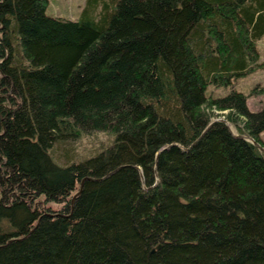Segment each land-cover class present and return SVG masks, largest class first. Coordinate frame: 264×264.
<instances>
[{"label":"trees","instance_id":"trees-1","mask_svg":"<svg viewBox=\"0 0 264 264\" xmlns=\"http://www.w3.org/2000/svg\"><path fill=\"white\" fill-rule=\"evenodd\" d=\"M49 1L0 0V264H264V153L205 129L264 147V0Z\"/></svg>","mask_w":264,"mask_h":264},{"label":"rangeland","instance_id":"rangeland-1","mask_svg":"<svg viewBox=\"0 0 264 264\" xmlns=\"http://www.w3.org/2000/svg\"><path fill=\"white\" fill-rule=\"evenodd\" d=\"M89 0H50L47 7V14L53 16H61L66 18H78L82 13V9L86 6ZM257 47L259 50L258 64L256 63L252 70L245 75L238 77L233 86L248 94V105L251 110H258L264 106V36L258 40ZM230 86H214L211 85L208 89L209 94L224 95L230 91ZM220 115H213L212 119L224 117L226 111H220ZM227 120V119H226ZM227 124L234 133H239L237 127L227 120ZM261 136L264 139V132ZM113 141V136L105 131H95L85 133L75 142H64L60 146L59 151L64 157L65 154L74 157L75 160L81 161L97 155L99 151L108 147ZM77 155V157L75 156ZM62 160V159H61ZM64 161V160H62ZM60 161V162H62ZM50 207L57 210L61 203L55 201H47Z\"/></svg>","mask_w":264,"mask_h":264},{"label":"water","instance_id":"water-1","mask_svg":"<svg viewBox=\"0 0 264 264\" xmlns=\"http://www.w3.org/2000/svg\"><path fill=\"white\" fill-rule=\"evenodd\" d=\"M215 120H223L224 122L227 123V120L226 119H222V118H217V119H212L209 123V125L205 128L206 130L208 129V127L215 121ZM233 132V131H232ZM236 136H240V137H244L246 139H249L251 140L263 153H264V147L259 143L257 142L253 137L247 135V134H241V133H234ZM83 184V183H82ZM82 184L80 185V188L79 190L73 195L72 197V201H74L75 197L81 192V189H82ZM160 246V245H159ZM158 246V247H159Z\"/></svg>","mask_w":264,"mask_h":264}]
</instances>
